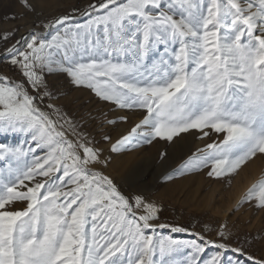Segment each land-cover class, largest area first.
Instances as JSON below:
<instances>
[{"label": "snow or ice", "instance_id": "6c2138e0", "mask_svg": "<svg viewBox=\"0 0 264 264\" xmlns=\"http://www.w3.org/2000/svg\"><path fill=\"white\" fill-rule=\"evenodd\" d=\"M73 11L85 22L61 15L43 23L50 38L33 29L3 54L23 79L0 74V133L30 139L0 143V264H225L226 224L219 243L160 234L188 229L157 223L155 202L126 196L100 170L108 159L80 123L40 103L52 97L45 76L66 74L101 100L144 113L113 152L195 134L211 142L165 179L208 168L230 180L264 160V0H93ZM245 203L264 209V173L233 210ZM210 244L222 251L204 259Z\"/></svg>", "mask_w": 264, "mask_h": 264}, {"label": "rangeland", "instance_id": "374dc122", "mask_svg": "<svg viewBox=\"0 0 264 264\" xmlns=\"http://www.w3.org/2000/svg\"><path fill=\"white\" fill-rule=\"evenodd\" d=\"M92 2L93 0H30L36 8L32 12L23 6L21 0H0V33L15 30L8 41L0 39V74L16 81L22 80L19 70L3 55L5 49L21 36L27 38L33 29L50 38L53 32L45 30L43 23L64 14L73 17L71 23H84L87 18L73 9H83ZM12 16L15 19H11ZM45 79L52 97L45 98L40 107L55 104L69 118L80 123L81 129L102 150V158L108 159L107 166L100 170L113 179L120 191L129 197L142 195L147 201L155 202L161 209L157 223L188 229L187 232L173 233L169 227L157 229V232L177 239H195L200 242L195 235L199 233L205 241L219 243V229L226 224V231L231 233L226 242L231 247L224 252L225 264L229 259L232 264H251L246 254L233 251L237 247L256 257H264V209L245 203L238 210H233L237 200L264 173V160H254L230 180L209 177L208 168L165 179L198 147H203L211 140H199L195 134H182L174 142L156 139L151 144L113 152L111 143L126 136L139 123L144 113L135 109H120L111 102L103 101L90 89L74 85L66 74L46 75ZM29 91L33 90L29 88ZM121 116H126L127 120H120ZM109 120L115 123L109 124ZM105 135L111 137V141L105 140ZM26 139L30 138L22 133H0V143L18 145ZM24 146L28 147L27 144ZM258 237L260 238L257 239ZM217 251L222 250L217 249L215 244H210L203 258L208 259Z\"/></svg>", "mask_w": 264, "mask_h": 264}]
</instances>
